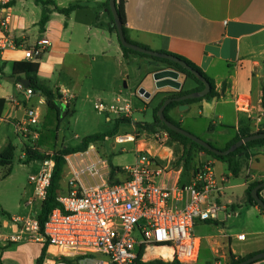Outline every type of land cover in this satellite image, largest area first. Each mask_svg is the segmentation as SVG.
I'll use <instances>...</instances> for the list:
<instances>
[{"label":"crops","instance_id":"0c3cea01","mask_svg":"<svg viewBox=\"0 0 264 264\" xmlns=\"http://www.w3.org/2000/svg\"><path fill=\"white\" fill-rule=\"evenodd\" d=\"M52 1L60 8L75 2L81 7L65 16L50 6L48 21L41 30L38 26L43 10L41 5L34 0H0L2 9L9 15L5 33L18 46L16 50H7L0 55V99L5 101L0 126L12 128L21 141L40 139L37 127H33V134L27 138L16 127L25 120L26 108L36 105L40 113L39 106L48 107L47 99L35 93L26 100L23 90L18 88L16 80L19 79L12 75V68L15 62L21 61L23 51L36 47L41 39H47L50 46L37 62L39 83L59 94L60 98L56 100L66 106L67 116L74 113L73 106L78 96L83 94L87 97L91 93L89 83L83 82L92 80V66H95L94 73L100 81V92L104 99L109 100L98 99V102L116 104L119 98V105L129 104L123 100L116 81L118 77L121 81H128L130 74L135 76L136 89L143 87L150 94L147 99H156L157 106L174 92L170 89L156 90L151 75L163 68H176L137 54L123 53L117 34L110 30V17L104 5L109 0ZM119 4L124 14L126 36L131 42L151 51L181 56L200 68L215 84L219 94L217 98L183 104L187 105L183 110H179V105L169 111L170 118L180 124L190 118L203 120L202 130L197 128L194 132L200 133L199 136L208 135L205 139L208 143L211 139L219 141L222 148L219 150H224L235 139L239 128H248L252 132L264 129V0H116V5ZM180 74L183 82L186 76ZM138 75L140 81L137 83ZM11 77L15 78L14 82L10 81ZM186 81L184 86L182 83V91L196 88L193 80L187 78ZM124 87L127 88L126 83ZM104 116L106 122L119 120L114 114ZM129 117L132 121V114ZM214 118L218 120L220 130L216 128ZM133 128L136 131L134 125ZM227 131L231 135L225 137ZM128 136L135 142L134 136ZM10 143L8 135H3L0 152ZM176 144L156 149L161 159L167 162L166 166L148 149L142 150L152 155L165 170L166 174L157 180L163 186H170L177 179L179 184L188 185L199 164H211L217 187L210 198L222 210L217 220L195 223V235L196 229L205 225H214L217 229L216 234L196 235L200 240V255L203 247L212 256L213 264H229L231 256L245 258L264 252V214L258 207L247 204L245 196L249 185L264 180V146L251 149L248 159L236 157L241 169L234 176L226 163L203 152L193 153L194 162L184 163L186 170L179 166L173 168L174 155L180 159L183 154L182 146ZM38 150L45 154L51 152L39 147ZM136 150L140 149L135 146ZM11 176L12 173L7 178L1 176V180ZM4 196L2 192L0 264H36L43 243L11 241V236L20 233V224L14 221L21 218L19 211L28 209V215L32 209L26 205L32 191L23 190L14 206ZM259 196L264 201V189ZM239 217L243 219L240 224H243L235 233L231 225ZM241 234L245 235V240L237 239ZM254 264H264V259Z\"/></svg>","mask_w":264,"mask_h":264},{"label":"built area","instance_id":"2783aa9c","mask_svg":"<svg viewBox=\"0 0 264 264\" xmlns=\"http://www.w3.org/2000/svg\"><path fill=\"white\" fill-rule=\"evenodd\" d=\"M8 24L9 15L0 4V55L18 47L5 33ZM49 46L47 39L39 40L36 47L23 51L21 62L37 63ZM18 88L26 100L35 95L20 83ZM119 103L117 98L116 104L98 102L94 108L101 115L129 117L132 107ZM39 117L36 107L26 108L25 120L16 130L27 138L33 134ZM163 138L167 140V134ZM107 139L64 157L67 191L57 195L60 206L49 213L42 232L38 214L32 209L27 216L15 218L20 233L11 236V241L47 244L42 264H134L138 259L195 264L201 247L194 234L195 223L217 220L222 210L210 198L217 187L211 164L198 167L188 185L179 184L177 179L163 186L157 180L166 174L165 170L142 149L136 150L132 165L113 167L98 145ZM128 139V135L116 136L114 142L134 141ZM32 148L38 150L36 144ZM40 163V170L28 178L32 197L26 205L30 208L34 204L41 207L51 182L54 161ZM237 239L245 240V235ZM160 250L165 255L156 252Z\"/></svg>","mask_w":264,"mask_h":264},{"label":"rangeland","instance_id":"374dc122","mask_svg":"<svg viewBox=\"0 0 264 264\" xmlns=\"http://www.w3.org/2000/svg\"><path fill=\"white\" fill-rule=\"evenodd\" d=\"M137 55L142 56L151 61L154 60L153 58L147 55ZM92 67V80L89 82H83L85 84L89 83L88 89L91 90V93L87 97H85L83 94L77 97L73 106V114L67 116L66 106L58 100H55L53 102V109L39 106L40 121L35 126L37 127L40 134V139L38 141H21L20 137L16 136V134L13 132L12 128L6 127L4 125L0 126V140L3 135L7 134L8 141L16 147L14 161L11 166L12 176L6 180H1V176L6 171V168H0V191L1 193H4V199L9 204H12L13 206L16 205L19 201V194L23 190H26L29 193L32 191V186L29 184L28 178L31 175H35L40 170L41 163L39 161L25 162L22 155V152L24 150L23 144L25 143H27L29 146L36 144L41 150H50V153H53L55 151L65 149V147H79L82 143V140L88 136L102 135L108 139L105 143H98V145H101V147L103 148H101L102 154H104L109 159L110 164L113 167L122 168L125 166L132 165L134 163L135 146L139 149H148L150 152H152V154H155L156 159L158 161H162V165H167V162L161 159L160 153L156 151V149H159L160 147V149H163L162 147L172 144L168 137V134L164 130H162L161 128H156L153 132H150L146 130L137 129L135 127V131L133 125L131 124H125L121 122L117 123L113 119L111 122H106L105 116L99 114L95 110L94 106L98 102V99L106 102H108L109 100L103 98L102 93L100 92V81L96 78V75L94 73L95 66ZM134 78L135 76L133 74H130L128 81L126 79L121 81V78L118 77L116 84L119 85V90L122 93L123 100L125 99L126 101H128L133 109L132 121L151 124L154 119L153 113L157 107V101L156 99L150 100L144 98L143 96H140L139 90L143 89V87L136 89V86H134ZM186 80L187 77H185V80L183 82L181 80L183 86L187 83ZM139 81L140 75H138L137 77V83ZM125 83L127 84V88L124 87ZM171 93H175V91ZM58 112L59 117H57ZM122 118L131 120V117L124 116H118L117 119L120 120ZM174 121L181 125V128L183 130L191 133L192 135L206 142L205 139L206 137H208V135L204 134L203 136H199L200 133L196 134L198 132H194L197 128L202 130L204 123L203 120L197 119L193 121V119L190 118L186 120L183 124H180L177 120ZM213 121L217 124L216 128L220 130L221 128L219 127L218 120L214 118ZM193 125L196 127H194ZM164 134H167V140L163 138ZM225 134V137L231 135L230 131H227ZM123 135L134 136L135 142L116 144L114 142L115 137ZM209 143L218 150L222 149L221 143L219 141L215 142L213 139H211V142ZM176 145L179 144L177 143ZM191 151H197L195 153L201 152L196 148H194V150L191 149ZM193 162L194 160H192L190 164ZM172 164L173 168L175 169L179 166L186 170L184 166V160H180L177 155H174V160H172ZM200 166L201 164H199V167ZM184 174H186V172H184ZM66 191L67 177L66 169L64 168L63 175L60 181L59 193L65 195ZM32 210L39 214V204H34L32 206ZM28 212V209H22L21 211H19L18 215L20 217H25L27 216L26 214ZM242 220L243 219L239 217L237 220L234 221L235 223H232L231 227L234 228L233 232L238 233L240 231L243 224H240ZM195 233L197 236L208 233L216 234L217 229L214 227V225H205L202 226V228L196 229ZM213 262L214 260L212 259L210 253L202 247L200 258L195 264H213Z\"/></svg>","mask_w":264,"mask_h":264},{"label":"trees","instance_id":"16d2710c","mask_svg":"<svg viewBox=\"0 0 264 264\" xmlns=\"http://www.w3.org/2000/svg\"><path fill=\"white\" fill-rule=\"evenodd\" d=\"M34 1L43 7L41 17H40V20L38 22V26L41 30L44 28L45 24L48 21L49 13H50V10L48 8L50 6L53 7V11H56L60 14L65 15V16H68L73 10L81 7V5L77 2L70 4L69 6H67L65 8H60L52 0H34ZM104 5L107 8L108 15L110 17V24H111L110 30L114 31L116 33V28L114 25L113 17H112V14L110 12V9H109V1H107ZM117 9H118V14L120 16V19H121V22L123 25L124 36H125L127 42L134 44L126 36L124 14H123L122 7L120 6V4L117 6ZM120 47H121L123 53L140 54L137 52H133V51L123 47L122 45H120ZM140 47L149 50L145 46H140ZM161 53H165V54L174 56V57L179 58L180 60L184 61L193 70H196L197 72H199L209 82V84L211 86L210 92L203 98L188 99V100L180 101V102H171L166 106L164 113H163L165 118L169 122L173 123L174 125L181 127L178 123H176L172 118L169 117L168 113L170 110L178 107L181 104H190V103H193L196 101H201L202 99H207V100L214 99V98H217L219 96V94L215 90L214 82L210 78H208V76L200 68L195 66L192 62H190L189 60H187L181 56L175 55V54L166 53V52H161ZM140 55L145 56L144 54H140ZM151 58H153V57H151ZM153 59L157 62H161L163 64L170 66V67L176 68L180 73H183L187 78L193 80L197 84L196 88H194L192 90H186V91L180 90L178 92L168 94V96L164 97V99L161 101V103L154 110V113H153L154 119H153V122L151 124L142 123V122H132L131 120L126 119V118H122L120 120H117L116 122L117 123L121 122V123H125V124H133L134 127H136L137 129L146 130V131H150V132H153L156 128H161L162 130H164L168 134V137L172 143H178L179 145L182 146L183 154H182L180 159L184 160L185 165H188L193 160V153H195L197 151L194 152V151H191V149L194 150V148H196V149L200 150L201 152L210 155L213 159L226 163L228 165L229 171L234 176H237L238 173L240 172V169H241V163L238 160H236V157L240 156V157H243L244 159H248V157L250 156L249 151L251 149L258 147V146L259 147L264 146V139L251 141V142L246 143L245 145L239 147L238 149H236L233 153H230L229 155L220 156V155H216V154L208 151L207 149H205V148L201 147L200 145L194 143L193 141L189 140L188 138L182 136L181 134L167 128L164 124H162L160 122L159 118L157 117V111H158L159 107L163 104V102L167 98H170V97H179V96L189 94L192 92H198L204 88V85L199 80H197L193 75H191L187 70L181 68L179 65H177L171 61H168V60H162V59H157V58H153ZM38 68H39L38 63L21 62V61L15 62L13 64V68H12V75L15 76L17 79H21V78L27 79L29 81L28 88L31 89L34 93L44 96L47 99L48 108L53 109L54 108L53 102L56 99L60 98V96H59V94L53 93L52 91L47 89L45 86H43L39 83V80L37 77ZM4 103H5V101L3 99H0V116H1V113H2V110L4 107ZM262 105L264 106V99L262 101ZM68 115H69V113H68ZM255 133H264V129L258 130L257 132H252L248 128H239L238 134L235 137V139L224 150L228 149L232 144H234L238 140H240L244 137L250 136L252 134H255ZM104 138H105V136H102V135L88 136L82 140V143L79 147H75V148L65 147V149L55 151L51 155L45 154L39 150H34L32 148V146H29L27 143L24 144L23 153H24L25 162H31V161L41 162V161L46 160V159H52L54 161L50 186H49V189L47 192L46 199L43 201V203L40 207V212H39L38 218H37L41 232H42L43 224H44L47 216L49 215V213L53 209L60 206L59 203L56 201V198H57V195L60 191V181L62 178V173L64 170V164H65L64 157L71 154V153L84 150L90 143L95 142V141H102ZM15 151H16V147L10 143L0 152V167L6 168V171L2 174V178H7L11 173V166H12L13 161H14ZM261 182L253 183L247 187V189L245 191L247 204L258 207V205L256 204V202L253 200V198L251 196V192ZM263 189L264 188L260 189L259 193ZM260 199L262 200L261 197H260ZM258 208L264 214V211L260 207H258ZM46 251H47V244H44L42 251H41V255L37 259L36 264H42L43 259L46 255ZM251 256H253V255H250V256L245 257V258H235L234 256H231V260H230L229 264H237V263H239V262H241V261H243V260H245ZM259 261H261V260H259ZM134 264H179V263L177 261L165 262L161 259H153V260H150L147 262H142L140 259H138Z\"/></svg>","mask_w":264,"mask_h":264},{"label":"water","instance_id":"95a60500","mask_svg":"<svg viewBox=\"0 0 264 264\" xmlns=\"http://www.w3.org/2000/svg\"><path fill=\"white\" fill-rule=\"evenodd\" d=\"M109 9L113 17L114 25L116 28V34L118 41L120 45L123 47L140 54H144L153 58L162 59V60H168L171 61L177 65H179L181 68L187 70L191 75H193L197 80H199L203 85L204 88L198 92H192L189 94H185L179 97H170L167 98L163 104L159 107L157 111V117L159 118L160 122L164 124L167 128L181 134L182 136L188 138L189 140L193 141L194 143L200 145L201 147L207 149L208 151L220 155V156H226L230 153H233L236 149L239 147L245 145L246 143H249L251 141L264 139V133H255L250 136L244 137L234 144H232L228 149L226 150H218L211 146L209 143L199 139L198 137L192 135L191 133L183 130L181 127H178L174 125L173 123L169 122L165 116H164V110L166 106L171 102H180L185 101L188 99H200L205 97L211 90V86L209 82L196 70H193L188 64H186L184 61L180 60L179 58H176L174 56L147 50L145 48H142L136 44H132L127 42L124 32H123V25L120 19V16L118 14V9L116 5V0H109ZM181 74L175 69L172 68H163L161 70H157L156 72L152 73L151 79L153 81L154 87L156 90L161 89H170L172 91L178 92L181 90L182 82L180 81ZM11 82L15 81L14 77L10 78ZM18 83L22 84L24 88H28L29 81L27 79H19L16 80ZM140 96H143L144 98H149L150 94L147 93L144 89L139 90ZM187 105H180L179 110L186 109ZM264 188V181H262L260 184H258L251 192V196L253 200L256 202L258 207H260L264 211V202L259 197V190ZM264 259V252H260L257 254H254L253 256L237 263V264H254L258 262L259 260Z\"/></svg>","mask_w":264,"mask_h":264},{"label":"bare ground","instance_id":"6f19581e","mask_svg":"<svg viewBox=\"0 0 264 264\" xmlns=\"http://www.w3.org/2000/svg\"><path fill=\"white\" fill-rule=\"evenodd\" d=\"M129 137V136H128ZM128 140H132L130 137H129V139ZM143 146V145H142ZM141 146V147H142ZM157 253H160V254H164L165 255V251L164 250H160V251H156Z\"/></svg>","mask_w":264,"mask_h":264}]
</instances>
